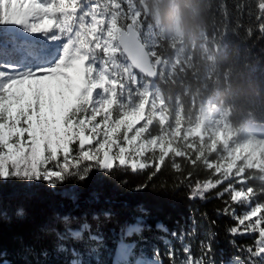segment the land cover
<instances>
[{"label": "snow or ice", "instance_id": "snow-or-ice-1", "mask_svg": "<svg viewBox=\"0 0 264 264\" xmlns=\"http://www.w3.org/2000/svg\"><path fill=\"white\" fill-rule=\"evenodd\" d=\"M198 9L195 0H0L5 53L17 40L7 29L52 42L66 38L58 50L27 52L43 62L0 64V178L55 187L70 176L84 180L93 168L108 171L117 161L132 170L152 167L153 175L169 157L202 162L218 178L197 185L193 195L203 198L227 181L217 196L247 207L239 216L230 206L223 210L237 222L229 232L258 231V246L248 252L264 256V184H249L264 181V138L240 139L229 114L215 118L216 100L203 95L207 78L201 81L189 63L196 46L186 50L174 39L183 37L186 15ZM226 35H214L215 53ZM161 80L179 91L174 102L158 88ZM173 167L180 169L174 159ZM205 248L211 252V242ZM184 251V264H213ZM166 255L172 261L176 254Z\"/></svg>", "mask_w": 264, "mask_h": 264}, {"label": "trees", "instance_id": "trees-1", "mask_svg": "<svg viewBox=\"0 0 264 264\" xmlns=\"http://www.w3.org/2000/svg\"><path fill=\"white\" fill-rule=\"evenodd\" d=\"M195 2L197 15H186L183 37L174 39L186 50L196 46L189 63L194 62L201 81L207 78L204 97L214 98L229 114L234 132L253 128L264 135V0ZM219 32L227 33L225 47L215 53L213 37ZM44 42L33 46L17 38L15 46L7 45V53L0 44V64L41 62L27 52L38 47L58 50L66 38L52 46ZM166 54L173 55L171 49ZM157 86L173 102L179 95L165 81ZM182 99L189 111L190 97ZM158 130L154 122L150 131ZM173 159L180 169L173 167ZM153 171L116 163L108 171L93 168L84 180L70 176L55 187L45 181L0 178V264H114L121 242L133 245L121 264H136L141 258L184 264L186 247L192 259L203 257L213 264L235 259L264 264V256L248 252L258 246V231L229 232L237 222L223 210L230 206L239 216L247 207L230 201L228 194L217 196L227 181L201 198L193 195L197 185L218 178L202 162L194 166L185 158L169 157L155 175ZM249 184L259 188L264 181L256 178ZM133 225L139 229L127 234ZM209 242L211 252H206ZM169 250L176 254L172 261Z\"/></svg>", "mask_w": 264, "mask_h": 264}, {"label": "rangeland", "instance_id": "rangeland-1", "mask_svg": "<svg viewBox=\"0 0 264 264\" xmlns=\"http://www.w3.org/2000/svg\"><path fill=\"white\" fill-rule=\"evenodd\" d=\"M134 3H136V0H134ZM7 31H11L13 33V35H15L17 38L22 39L24 42H28V43L34 42V43H32L33 46H35L36 42H38V41L42 42L45 40V38L41 37L39 34H27V33H24L23 31H21L19 29H7ZM46 43L49 46H52L50 44H53L52 41H47ZM38 49H39L38 51L42 50V48H40V47H38ZM41 62H43V61H41ZM221 114H228V113L225 112L223 109H220V107H218V111L215 114V118L219 119V116ZM138 126L139 125H137V127ZM235 133L238 134L240 139H246V138H249L252 136H256L257 138H264V135L255 131L253 128H249L248 130H246L244 132L238 131ZM101 134H102V132H101ZM205 138H207V137H205ZM116 163H118V161ZM128 167H130V166H128ZM137 170H142V169H137ZM245 211H247V208L245 210H243V213ZM138 227H139L138 225L131 226L130 228H128L127 234H130L133 231H137L139 229ZM132 246H133L132 244H126V243L121 242L118 246L117 253L115 254L116 256L114 259V264H121L122 262H126L128 260L129 252L132 249ZM136 264H161V263L156 261V260H153V259H142L141 258V259L137 260ZM229 264H243V263H241L238 259H235L232 262H229Z\"/></svg>", "mask_w": 264, "mask_h": 264}]
</instances>
